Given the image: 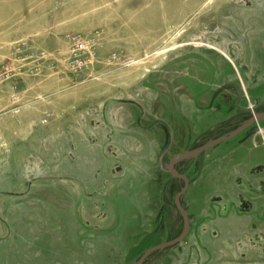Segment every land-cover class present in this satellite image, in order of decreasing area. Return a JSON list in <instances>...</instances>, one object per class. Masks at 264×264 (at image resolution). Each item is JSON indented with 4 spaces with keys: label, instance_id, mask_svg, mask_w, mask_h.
Masks as SVG:
<instances>
[{
    "label": "rangeland",
    "instance_id": "1",
    "mask_svg": "<svg viewBox=\"0 0 264 264\" xmlns=\"http://www.w3.org/2000/svg\"><path fill=\"white\" fill-rule=\"evenodd\" d=\"M0 66V264H134L183 228L171 159L264 110V0H0ZM178 163L190 229L143 264H264V119Z\"/></svg>",
    "mask_w": 264,
    "mask_h": 264
},
{
    "label": "flooded vegetation",
    "instance_id": "2",
    "mask_svg": "<svg viewBox=\"0 0 264 264\" xmlns=\"http://www.w3.org/2000/svg\"><path fill=\"white\" fill-rule=\"evenodd\" d=\"M262 113V112H264V110H260V111H257V112H255V111H253L247 118H245L244 119V121L243 122H241V123H238L237 125H235L234 126V128H232L231 130H229V131H226V132H224V133H222L221 135H219V136H217V137H215V138H213V139H210V140H208V141H206V142H204V143H202V144H200L199 146H201V145H203V144H205V143H207V142H210V141H213V140H215L216 138H218V137H220V136H222V135H227L228 137L227 138H225V139H223V140H220V141H218V142H215L214 144H212L211 146H213V145H215V144H217V143H220V142H222V141H225V140H227V139H229V138H231V137H233L234 135H236V134H238L239 132H241V131H243V130H245L246 128H248L250 125H252L254 122H256V121H259V120H262V119H264V116L261 118V119H258V120H255V121H253L252 123H250V124H248L246 127H244V128H242L241 130H239L238 132H235L234 134H231V132H233V131H235L236 129H238L240 126H242L244 123H246V122H248L256 113ZM199 146H196V147H194V148H192V149H195V148H197V147H199ZM211 146H209V147H211ZM208 148V147H207ZM206 148V149H207ZM192 149H189V150H192ZM189 150H187V151H189ZM205 150V149H204ZM204 150L203 151H201L200 153H202V152H204ZM186 151V152H187ZM185 153V152H184ZM200 153H198V154H200ZM183 154V153H182ZM198 154H196V155H198ZM177 155H180V154H177ZM196 155H194V156H196ZM176 156V155H175ZM174 156V157H175ZM194 156H185V157H182V158H188V157H194ZM173 157V158H174ZM172 158V159H173ZM182 158H180V159H178V160H175L174 162H173V167L177 170V172L176 173H174L172 170H171V162H172V159H171V162H170V165H169V171L174 175V176H176V177H178V178H180L181 180H183V183H182V185H181V188H180V190L179 191H177L176 192V194H175V196H174V199H175V206H176V208H177V210L180 212V216L182 217V223H183V228H182V230H181V232H179L175 237H177V236H179L181 233H182V231L184 230V227H185V218H184V215H183V213H182V211L183 210H185V211H187V213H188V209H187V207H186V205H184V203H183V201H182V197H183V195H184V193L188 190V188H189V186H190V179H189V176L185 173V172H182V171H180V167H179V161L180 160H182ZM262 172H264V163H258V164H256V165H254V166H252V167H250V169H249V173L251 174V176L252 177H249V178H247V180L245 181L244 180V177L242 176V175H239L238 177H237V185H238V189H239V191H238V194H237V196H238V199H239V203H235V202H233L232 203V205L235 207V210L236 211H240V212H242V213H249V212H253L254 214H256V217L258 218V219H260V220H264V200L263 201H261V203L259 204V207H257V204H258V199H259V197L260 196H264V177H258V175L260 174V173H262ZM185 188V191L183 192V193H181L180 195H179V201H180V205L181 206H179L178 204H177V197H178V194L183 190ZM214 199H217V200H222L223 199V197L221 196V195H218V196H216V197H214ZM232 210V209H231ZM257 211H259L260 212V215H257ZM188 218H189V229H190V217H189V213H188ZM253 224V227H256V225H257V223L256 222H253L252 223ZM189 229H188V231H189ZM174 237V238H175ZM171 239H173V238H171ZM170 240V239H169ZM168 241V240H167ZM165 242V241H164ZM162 243V242H161ZM160 244V243H159ZM178 244V243H177ZM170 246H172V245H169V246H166V247H170ZM166 247H164V248H166ZM164 248H160V249H164ZM157 250H159V249H157ZM156 250V251H157ZM155 252V251H154ZM152 254V253H151ZM150 254V255H151ZM141 257V256H140ZM139 257V258H140ZM148 257V256H147ZM138 258V259H139ZM137 259V260H138ZM145 260V259H144ZM136 263V262H135ZM134 263V264H135ZM141 264H143V262L141 263Z\"/></svg>",
    "mask_w": 264,
    "mask_h": 264
},
{
    "label": "water",
    "instance_id": "3",
    "mask_svg": "<svg viewBox=\"0 0 264 264\" xmlns=\"http://www.w3.org/2000/svg\"><path fill=\"white\" fill-rule=\"evenodd\" d=\"M263 116H264V112H262V113H261V112H260V113H256V114H255V115H254V116H253L248 122L244 123L242 126H240V127H239L238 129H236L235 131L231 132V134H234L235 132H238L239 130H241L242 128L246 127L248 124L252 123L253 121L258 120V119H261ZM227 137H228L227 135H222V136L216 138L215 140L210 141V142H207V143H205V144H203V145H201V146H199V147H197V148H195V149L189 150V151H187V152H185V153H183V154H180V155H176V156L172 159V162H171V165H170V166H171V170H172L174 173L177 172V170L173 167V162H174L175 160H178V159H180V158H182V157H185V156H194V155L200 153L201 151H203L204 149H206L207 147L211 146V145L214 144L215 142H218V141H220V140H223V139H225V138H227ZM184 191H185V188H184V189L178 194V197H177V204H178L179 206H181V205H180V201H179V195H180L181 193H183ZM182 213H183L184 218H185V227H184V230L182 231V233H181L179 236H177V237H175V238H173V239H170V240H168V241L162 242V243H160V244H157V245H154V246L148 248V249L143 253V255H141V257L136 261L135 264H141L147 256H149L151 253H153V252L156 251L157 249L164 248V247H166V246H169V245H175V244L179 243V242H180V241H181V240L187 235V233H188V229H189V218H188V213H187V211H185V210H183Z\"/></svg>",
    "mask_w": 264,
    "mask_h": 264
},
{
    "label": "built area",
    "instance_id": "4",
    "mask_svg": "<svg viewBox=\"0 0 264 264\" xmlns=\"http://www.w3.org/2000/svg\"><path fill=\"white\" fill-rule=\"evenodd\" d=\"M72 39L74 42L72 52L70 54V62L75 71H85L93 62V52L90 49L89 38L82 35L73 34ZM44 51L38 55L43 56ZM13 76V70L9 66H0V80H6Z\"/></svg>",
    "mask_w": 264,
    "mask_h": 264
}]
</instances>
